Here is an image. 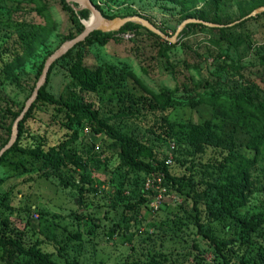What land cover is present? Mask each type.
I'll list each match as a JSON object with an SVG mask.
<instances>
[{
  "label": "trees",
  "instance_id": "16d2710c",
  "mask_svg": "<svg viewBox=\"0 0 264 264\" xmlns=\"http://www.w3.org/2000/svg\"><path fill=\"white\" fill-rule=\"evenodd\" d=\"M7 1L15 3L14 12L25 11L30 4H33L34 10L39 15L42 17L46 15V0ZM175 1L182 4L184 2V0ZM197 1L189 0V5L182 8V15H187L185 7L194 6ZM92 2L103 13L102 8L94 0ZM220 2L221 0H216V4ZM60 3L73 24V28L64 37V40H70L84 30L81 20L88 19L90 11L75 10L67 0H60ZM261 5H264V0H257L252 9ZM261 17L264 18V12L251 18L257 20ZM196 19L224 25L208 26L192 22L188 23L180 34L182 36L195 28L211 33L210 42L215 50L208 51L204 60L208 61L210 57L212 58L211 62L208 61L212 78L203 79L196 88L184 82L172 90L163 89L158 92L150 90L148 96H137L126 88L122 97L128 101V104L116 114L104 113L93 102L56 98L49 93L46 87L54 66L60 61H67V71L72 81L78 84L82 92L95 94L105 84V67L102 65L96 68L89 67L84 60L83 46L105 45L116 33H135L140 28L162 39L164 49L170 50L176 44L138 23L128 22L118 31H93L84 41L57 59L50 67L47 81L40 88L36 100L19 122L16 142L0 159L2 165L10 154L14 153L15 156V159L9 160L13 164L14 172L0 179V187L11 178L17 179L19 176L28 175V179L33 175L44 178L56 177L63 185H72L76 188L81 203L86 205L82 200V194L86 191L96 194L100 189L94 186L95 180L88 172V157L73 146L79 138L80 127L85 124L93 135H102L105 139L112 140L110 148L112 153L105 158L107 161L112 156L118 159L119 167L126 169V172L134 177L135 194H139L138 200L132 202L125 194V181H120L118 185L112 184L115 190L107 209L98 217L88 215L95 228L103 226V219L109 217L111 209L121 206L122 220L130 211H135L137 214L138 209L149 200V196L153 195L152 193L143 195L141 181L143 182L147 175L162 171L163 185L167 188L166 194L175 192L182 197V202L168 215L179 216L182 219L187 229L182 237L185 242H189L188 237L191 238L189 246L193 251H197L194 259L198 264H264V205L256 209L249 207L244 209L257 192L256 183L260 177H264V166L260 163V159L264 158V100L257 96L256 88L243 75L246 64L243 63L242 58L234 57L233 54L238 52L245 40V38L237 39L233 33L242 21L229 25L221 21L218 16L213 19L199 16ZM15 30L0 35V49L9 51L12 56L2 69L6 78L12 82L19 80L17 70L33 55L34 49L47 33V30L41 27L34 36L32 44H24L21 40L17 46L10 49ZM45 61L39 67V76ZM261 63L264 64V58ZM192 67L198 68V65ZM39 103L54 106L60 114L58 116L60 124L69 130L57 144L50 145L44 136L36 144L23 143L28 131L27 121L32 117ZM198 106L208 107L211 112V116L201 125L184 122V119L177 114L180 110L188 107L194 109ZM22 108L14 110L8 102L5 104L0 91V127L6 133L4 139L0 141V149L9 141L13 122L20 115ZM146 115L153 116V123L147 129L156 136L154 141H158L160 146H170V153L173 154L170 165L165 163L167 155L163 159L157 156L158 151L154 143L136 134L118 130L111 123L116 117L141 120ZM9 118L12 120L6 122ZM215 120L221 121L222 125L232 127L227 137H223L218 132V123ZM171 144H174L173 150ZM245 147L254 153L253 157L242 152ZM209 151H212V154H209ZM173 166L181 168L183 172H173ZM141 174L143 177L140 176ZM109 183L113 181L109 180ZM100 185L102 183L97 181V186ZM12 191L13 186L0 194V209H9ZM76 217L81 218L78 214ZM136 220V216L130 217L128 223L130 221L136 223ZM9 222V218L0 213V261L3 264H60L53 252L42 248L39 239L26 243L21 236L12 234ZM29 225L33 226L31 220L26 222V226ZM114 226L117 229L110 227L108 238L129 230L127 225L123 227L120 222ZM152 226L154 231L146 232L147 236L140 240L139 245H143L148 240L153 247L146 252L141 251L140 255L128 264H176L172 262L171 254L163 251L153 252L157 242L155 236L160 234L157 233L158 228L154 224ZM135 228L136 231L132 230V234L139 232V228L136 226ZM160 236H162L160 243L162 245L167 232L163 231ZM71 239H81L80 231L72 232L70 236L62 239L65 244L59 246L58 256L65 255L67 241ZM209 252L214 255L212 262L204 257Z\"/></svg>",
  "mask_w": 264,
  "mask_h": 264
},
{
  "label": "rangeland",
  "instance_id": "374dc122",
  "mask_svg": "<svg viewBox=\"0 0 264 264\" xmlns=\"http://www.w3.org/2000/svg\"><path fill=\"white\" fill-rule=\"evenodd\" d=\"M94 1L102 8L105 17L143 16L169 37H172L181 22L188 18L205 16L207 19H213L218 16L227 24L242 21L233 33L237 39L245 38V40L238 52L232 53L234 57L242 58L243 63L246 64L243 75L250 84L254 85L257 96L264 100V64L261 63L264 58V18L244 19L256 9L252 8L257 0H221L219 4H216V0H198L194 6L185 7L186 17L182 15V8L189 5V0H184L183 4L175 0ZM14 5V2L0 0V35L16 29L13 32L10 49L17 46L21 40L24 44H32L34 36L41 27L47 30L42 41L34 49L33 55L17 70L19 74L17 82L6 78L2 68L12 56L9 51L0 49V91L5 104L8 102L12 109L19 110L21 107L24 108L33 93L40 77L38 70L41 63L51 52L68 41L64 40V37L73 28V24L69 14L62 8L60 0H46L45 17L34 10L33 4H30L25 11L18 12L13 11ZM90 16L91 14L89 18ZM88 19H82L81 23ZM181 32L173 42L176 46L170 50L164 49L162 39L149 34L144 28L138 29L135 33H116L105 45L83 46L84 60L89 67L96 68L100 65L105 67V84L99 92L95 94L82 92L68 74L67 61H60L54 66L46 89L56 98L93 102L104 113L116 114L128 104V101L122 97L126 88L137 96H148L150 90L155 92L163 89L172 90L184 82L196 88L203 79L212 78L208 65V61L211 62L212 58L210 57L208 61L204 60L208 51L215 50L210 42L212 35L199 28L190 29L182 36ZM195 65H198V68L192 67ZM177 114L184 119V122L196 125H201L211 116L208 107L200 106L194 109L188 107L178 111ZM58 116L60 114L54 106L39 103L32 117L27 121L28 131L23 143L36 144L44 136L50 145L57 144L69 132L60 124ZM11 120L9 118L6 122ZM111 123L118 130L136 134L154 143L158 157L163 159L166 155V157L173 156L170 153V146H160L158 141H154L156 136L147 129L153 123V116L146 115L141 120L116 117ZM217 123L218 132L223 137H227L232 127L222 125L221 121ZM5 134V130L0 127V141L4 139ZM112 143V140L105 139L102 135H93L85 124L79 129V138L73 146L88 157V172L95 180L94 186L100 189L96 194L87 191L82 194V200L86 205L81 203L76 188L72 185H63L56 177L44 178L33 175L28 179V175L19 176L17 179L11 178L0 187L1 194L13 186L9 209H0V213L9 218L12 234L21 236L26 243L39 239L42 248L53 252L60 264H128L135 260L141 251L146 252L153 247L148 240L141 246L139 244L140 240L147 236L146 232L154 231L152 226L154 224L160 235L163 231L167 232L162 245H160L162 236H155L157 242L154 253L163 251L171 254V260L176 264H198L194 259L197 251H193L189 246L191 238L188 237L189 242H185L182 237L187 231L182 219L179 216L168 215L182 202V197L175 192L167 193L159 209L155 210L156 196L148 191L145 185L148 175L143 182L141 181V188L144 196L150 193L153 195L149 196V200L138 209L137 214L135 211L128 212L124 219L127 221H124L121 219L120 206L111 209L109 217L103 219L101 228H95L90 222L89 214L98 217L112 202L111 197L115 190L112 184L118 185L120 181H125V194L132 202H136L139 198V194H135L134 177L128 174L126 169L119 167L116 157L112 156L109 161L105 158L112 153L110 149ZM242 152L249 157L254 156V153L246 147ZM208 153L212 154V151ZM10 158L15 159L14 153L0 165V179L14 172ZM260 163L264 166V158L260 159ZM172 171L183 172L181 168L175 166ZM140 176L143 177L142 174ZM109 180L113 183H109ZM97 181L102 185L97 186ZM256 189L257 192L252 196L251 203L244 208L245 210L248 207L256 209L264 205V177H260ZM76 214L81 218L78 219ZM180 215L184 216L182 213ZM135 216L137 222L134 223L133 220L128 223V218ZM27 220H31L33 226H26ZM117 222L123 227L127 225L129 230L108 238L109 228H116L114 225ZM135 226L139 228V232L132 234V230L136 231ZM78 230L81 239L67 241L65 255L58 256L59 246L65 244L62 239ZM193 237L197 236L193 235ZM204 257L209 262L214 259L211 252ZM0 264L3 263L0 261Z\"/></svg>",
  "mask_w": 264,
  "mask_h": 264
},
{
  "label": "water",
  "instance_id": "95a60500",
  "mask_svg": "<svg viewBox=\"0 0 264 264\" xmlns=\"http://www.w3.org/2000/svg\"><path fill=\"white\" fill-rule=\"evenodd\" d=\"M67 2L70 3L75 10L88 9L90 11V14L95 16V21L89 25H87L85 23V21H83L84 30L80 34H78L76 37H74L68 41H65L50 56H48V58L45 61L42 73L38 79V82L36 83L34 90H33L32 95L27 100L22 112L16 118V120L12 126V133H11L9 141L7 142V144H5L0 149V159L3 156V154L7 150H9L12 147V145L16 142L17 137H18V131H19L18 130L19 122L24 118L25 114L30 109L33 102L36 100L40 88L46 83L48 72H49L52 64L57 59H59L61 56H63L65 53H67L71 48L76 46L78 43L84 41L93 31L99 30L102 32H114V31L120 30V28L122 26H124L126 23L134 22V23H138V24L144 26L145 28H147L150 31L154 32L155 34L159 35L163 39L169 40L171 42H175L178 34L185 28V26L188 23L197 22V23H203V24L208 25V26H224V25H219V24L203 21V20L196 19V18H188V19L183 20L181 22V24L178 26L176 33L172 37H169L162 30L157 28L152 22H150L148 19H146L142 16L132 15V16H127V17H123V18H107L95 6V4L92 2V0H67ZM74 4H77L78 6H75ZM262 12H264V6H260V7L256 8L248 16H246L244 19L256 16ZM239 21L233 22L229 25H233L235 23H238Z\"/></svg>",
  "mask_w": 264,
  "mask_h": 264
},
{
  "label": "built area",
  "instance_id": "2783aa9c",
  "mask_svg": "<svg viewBox=\"0 0 264 264\" xmlns=\"http://www.w3.org/2000/svg\"><path fill=\"white\" fill-rule=\"evenodd\" d=\"M174 149V144H171V150ZM173 156L169 155L165 161L167 165L172 163ZM164 173L162 171H158L156 173L150 174L146 177L145 185L148 191H151L156 196V204L154 206L155 210H158L162 202L166 197L167 189L163 185ZM37 218V216H36Z\"/></svg>",
  "mask_w": 264,
  "mask_h": 264
},
{
  "label": "bare ground",
  "instance_id": "6f19581e",
  "mask_svg": "<svg viewBox=\"0 0 264 264\" xmlns=\"http://www.w3.org/2000/svg\"><path fill=\"white\" fill-rule=\"evenodd\" d=\"M95 21V16L94 15H91L90 18L88 20L85 21V23L87 25L93 23Z\"/></svg>",
  "mask_w": 264,
  "mask_h": 264
}]
</instances>
